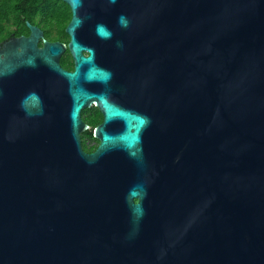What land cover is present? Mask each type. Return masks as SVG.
Returning a JSON list of instances; mask_svg holds the SVG:
<instances>
[{
	"label": "water",
	"instance_id": "95a60500",
	"mask_svg": "<svg viewBox=\"0 0 264 264\" xmlns=\"http://www.w3.org/2000/svg\"><path fill=\"white\" fill-rule=\"evenodd\" d=\"M62 1L0 58V264H264V0Z\"/></svg>",
	"mask_w": 264,
	"mask_h": 264
},
{
	"label": "flooded vegetation",
	"instance_id": "af4514ba",
	"mask_svg": "<svg viewBox=\"0 0 264 264\" xmlns=\"http://www.w3.org/2000/svg\"><path fill=\"white\" fill-rule=\"evenodd\" d=\"M35 2V5L33 4ZM48 6L49 14H39V10L42 4ZM36 6V7H35ZM71 9L67 3L62 0H0V58L3 57L4 45L11 40L20 36L28 37L30 35V26L39 28L42 32V36H39L37 40V46L40 48L43 46V41L60 42L68 46L69 35L66 32V26L71 19ZM66 17L67 21L63 27V31H59L57 21L60 18ZM85 55L86 53L83 52ZM62 62H66L68 67L63 65ZM60 65L68 71H71L74 67V61L72 55L69 52L68 47H65L59 57ZM110 100L114 103L123 106L125 108L134 110L138 113L144 114L139 105L125 104L115 94L110 93ZM83 111V110H82ZM83 119V114L81 112ZM85 117L87 115L85 114ZM90 119V138L91 145L93 146V152L98 144L99 139L96 136L95 130L103 121V114L97 106L90 107L89 117ZM84 121V119H83ZM85 122V121H84ZM83 133H80L82 139ZM27 139L26 133L23 134V140ZM18 131L17 121L15 122V145L17 153ZM45 150L49 151L50 136L49 132H46L43 137Z\"/></svg>",
	"mask_w": 264,
	"mask_h": 264
},
{
	"label": "trees",
	"instance_id": "16d2710c",
	"mask_svg": "<svg viewBox=\"0 0 264 264\" xmlns=\"http://www.w3.org/2000/svg\"><path fill=\"white\" fill-rule=\"evenodd\" d=\"M35 5V2L33 3ZM36 7V6H35ZM49 9H48V6H47V3L46 5L45 4H42L41 7H40V10H39V14H42V15H47L49 14ZM67 21V18L66 17H63V18H60L58 19L57 21V25H58V28H59V31H63V27L65 25ZM63 65H65L66 67H68V65L66 64V62H62ZM89 113H90V108H86L82 111V114H83V119L86 123H90V119L88 118L89 117ZM85 114L87 115V117H85ZM90 138V132L89 131H85L83 132V135H82V139H81V144H82V148L86 151V152H90L93 150V146L91 144H89L88 140Z\"/></svg>",
	"mask_w": 264,
	"mask_h": 264
}]
</instances>
